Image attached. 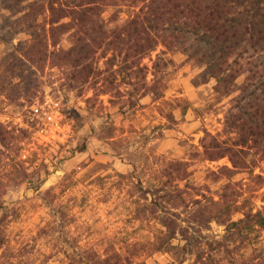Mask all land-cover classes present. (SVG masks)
Instances as JSON below:
<instances>
[{"label": "trees", "instance_id": "1", "mask_svg": "<svg viewBox=\"0 0 264 264\" xmlns=\"http://www.w3.org/2000/svg\"><path fill=\"white\" fill-rule=\"evenodd\" d=\"M0 44L6 52L0 57V94L8 98L19 84L30 95L38 70L54 54L81 84L96 72V54L110 52L106 64L116 65L125 77L141 73L142 58L160 44L155 77L171 62L167 52H181L199 68L194 84L213 79L218 96L232 95L220 133L204 129L200 145L162 163L159 185L141 177L134 184L139 194L132 211L149 228L146 234L120 246L76 242L63 251L61 264H264V203L257 204L259 197L264 202V190L257 193L264 186V167L255 171L264 164V0H0ZM123 81L137 84L132 78ZM147 89L154 98L162 95L156 85ZM22 131L0 120V156L2 147L21 146ZM75 149L84 151L86 145ZM225 156L231 165L208 170L217 186L206 194L210 186L199 180L197 166ZM9 159L20 179L35 181L23 160ZM4 185L0 179V210L5 209ZM236 213L240 216L234 218ZM3 220L0 215V264H20L1 260L6 256ZM244 247L252 251L239 260ZM155 254H167V260Z\"/></svg>", "mask_w": 264, "mask_h": 264}, {"label": "rangeland", "instance_id": "2", "mask_svg": "<svg viewBox=\"0 0 264 264\" xmlns=\"http://www.w3.org/2000/svg\"><path fill=\"white\" fill-rule=\"evenodd\" d=\"M121 14L126 17L128 11ZM160 48L161 44L142 58L141 73L135 70L125 77L116 65L106 64L110 52L104 57L96 54L99 66L81 84L54 54L38 70V83L30 95L22 84L14 87L10 98L0 94V120L9 128H23L21 146L1 150L5 209L0 215L6 240V256L1 260L61 264L66 260L63 251H71L76 242L97 248L112 243L120 246L148 232L134 218L132 200L139 194L134 184L141 177L144 183L159 185L162 163L200 145L204 129L220 133L232 98L218 96L213 79L194 84L199 68L181 52H167L171 62L155 77L153 61ZM5 53L0 44V57ZM104 78L114 83L104 84ZM128 78L137 84L123 81ZM151 85L160 89L159 98L147 89ZM81 144L86 149L77 151L75 147ZM10 156L23 160L35 181L20 179ZM223 164L231 165L228 157L197 166L199 180L210 186L204 189L206 194L217 186L208 170ZM39 180L38 189L31 187ZM263 190L264 186L257 193ZM261 203L259 197L257 204ZM239 216L236 213L234 218ZM212 226L223 234L222 226ZM262 235L264 241V230ZM260 244L264 249V242ZM251 251L244 247L238 259ZM154 257L167 260V254Z\"/></svg>", "mask_w": 264, "mask_h": 264}]
</instances>
